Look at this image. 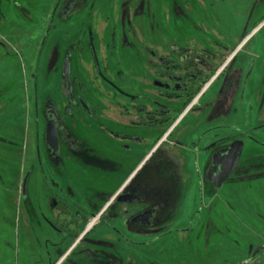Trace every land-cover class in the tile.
Returning a JSON list of instances; mask_svg holds the SVG:
<instances>
[{"label":"flooded vegetation","instance_id":"flooded-vegetation-1","mask_svg":"<svg viewBox=\"0 0 264 264\" xmlns=\"http://www.w3.org/2000/svg\"><path fill=\"white\" fill-rule=\"evenodd\" d=\"M51 15L59 32L79 21L35 86L32 136L0 123V174L12 166L25 213L22 245L3 237L0 264H187L159 262L151 245L193 238L207 199L264 177L250 176L257 156L242 162L248 143L264 159V124L250 119L264 111V0H54Z\"/></svg>","mask_w":264,"mask_h":264},{"label":"rangeland","instance_id":"rangeland-1","mask_svg":"<svg viewBox=\"0 0 264 264\" xmlns=\"http://www.w3.org/2000/svg\"><path fill=\"white\" fill-rule=\"evenodd\" d=\"M53 4L54 0H0V117L4 116L0 123L6 127L8 122L12 127L17 120L22 121L26 125L27 136H32L29 118H33L30 109L35 86L37 82L39 85L41 81L48 84L53 79V72H49L51 49L57 42H65L68 36L66 31L79 21L74 18L66 22V31L59 32L58 18L54 23L52 20ZM176 21L172 16V25ZM80 22H84V18ZM263 38L264 31L258 36L260 40ZM262 48H252L251 52L261 54ZM258 108L251 109L252 126L264 124V111ZM194 117L190 116L176 134H182L183 127L190 124ZM6 132L1 135L10 140L11 132ZM256 139L264 142L263 133L257 134ZM6 146L0 144V149L5 150ZM24 147L25 144H20L18 149L24 150ZM256 148L253 143H248L242 162L257 156L258 159L251 161V165H262L264 159L259 158L261 152ZM11 167H6L8 174L3 171L0 174L4 177V185L0 184V248L3 246V237H9L12 247L18 249L22 245L25 213L19 204L15 188L17 181L12 178ZM263 173L264 169L255 168L251 170L250 176ZM239 177L234 173L232 180ZM218 193L216 205L212 206L209 199L205 202V218L196 236L179 242L178 236L172 235L151 245V252L156 254L155 258L159 262L176 263L184 260L187 264H250L252 260L244 255L252 246L256 249L259 246L263 254L260 264H264V177L243 183H227ZM212 208L211 214L209 210ZM207 212L214 216L212 224L206 220ZM177 227V223H172L169 229ZM191 239L193 244L188 245ZM16 259L22 263L21 255H15Z\"/></svg>","mask_w":264,"mask_h":264},{"label":"water","instance_id":"water-1","mask_svg":"<svg viewBox=\"0 0 264 264\" xmlns=\"http://www.w3.org/2000/svg\"><path fill=\"white\" fill-rule=\"evenodd\" d=\"M241 157V151L236 150L233 157V164L225 173L219 175L216 177V179L213 181L215 183L216 188H221L224 182L227 181V179L232 175L233 171L235 170L236 166L238 165Z\"/></svg>","mask_w":264,"mask_h":264}]
</instances>
